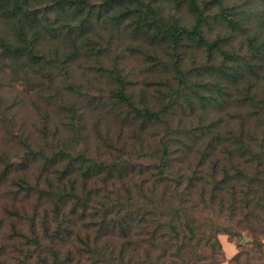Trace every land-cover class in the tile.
Listing matches in <instances>:
<instances>
[{
    "label": "rangeland",
    "instance_id": "rangeland-1",
    "mask_svg": "<svg viewBox=\"0 0 264 264\" xmlns=\"http://www.w3.org/2000/svg\"><path fill=\"white\" fill-rule=\"evenodd\" d=\"M156 1L168 24L193 26L195 17L190 13L189 0ZM195 1L206 13L207 23L203 28L206 39H222V50L239 57L237 63L225 61L218 52L208 56L207 51L188 39L180 46L181 69L190 78L201 75L194 79L200 87L196 89L203 88L202 93L208 98L215 96L221 101L218 106L200 103L190 89L186 91L188 97L182 95L169 100L167 93L177 87L172 42L169 37H149L154 30L137 32L128 24L133 19L120 27L100 25L91 32L92 41H86L88 47L79 45V54L72 46L64 44L61 37L47 34L42 37V53L52 58H47L48 61L42 58L41 63L32 65L25 59L15 62L0 54V264H23L20 259L25 255L31 256L35 264L42 262V251L34 250L33 244L34 240H42L45 225L54 228L52 210L55 206L47 192L51 184L54 192L58 187L70 190L69 176L63 179L62 172L71 163L79 167L81 161L77 156L80 153L104 167L117 163L121 171L113 173L111 178L109 170L94 171L87 177L83 173L74 174L78 182L70 194L72 197L81 195L85 203L88 202L87 207L79 208L71 226L74 231L71 240L76 245L78 235L95 240L103 225L102 231L108 235L101 240L108 241L112 252L119 254L123 234H119V229L114 232L110 226L119 227L124 219L129 220L123 218L128 212L115 216L117 206L128 205L134 216L137 215L142 201V173H147L151 179L158 173L155 156L158 148L167 143L174 149L175 145L186 141L181 135L169 138L164 134L163 124L131 112L112 94L120 87L138 109L158 111L168 104L167 119L173 127L205 130L199 125L200 119L203 125L215 121L212 134L208 131L207 136L199 140L188 139L185 152L175 154L179 161H173V169L178 173L210 172L211 157L202 158L204 146L213 138L228 144L239 129L251 132L258 124L248 95L256 94L264 102V56L253 50L249 41L254 38L255 44L264 41V1ZM249 1H253L255 14L240 18L241 29L229 26L224 15L238 16L249 6ZM100 2L94 1V4ZM101 38L103 45L110 44V53L96 56L91 51L97 48L95 40L99 42ZM67 49L72 53L71 60L57 66L53 59L57 58L59 63L64 61ZM237 64L245 69L247 76L235 84L229 76L236 71ZM214 67L229 70L228 77L221 79L220 72L210 70ZM119 74L121 79L118 80ZM254 82L257 88L249 93L248 87ZM211 142L218 147L217 154L223 151V144ZM61 150L69 153L74 161L61 159L57 155ZM218 156L225 158L224 153ZM125 201L128 202L123 203ZM71 207L69 204L66 208ZM136 224L134 218L132 225ZM131 231L134 233L132 249L140 256L144 251L138 244H141L140 236L135 230ZM234 231L231 237L218 236L222 246L217 259L219 264H264V255L254 254L251 231L241 228ZM29 241L31 246L27 245ZM147 249L154 251L153 246ZM82 256L89 259V254H77L79 258Z\"/></svg>",
    "mask_w": 264,
    "mask_h": 264
},
{
    "label": "trees",
    "instance_id": "trees-1",
    "mask_svg": "<svg viewBox=\"0 0 264 264\" xmlns=\"http://www.w3.org/2000/svg\"><path fill=\"white\" fill-rule=\"evenodd\" d=\"M94 1L99 0H0V54L15 62L25 59L32 65L41 63L42 58L48 61L47 58H52L42 53V37L46 34L53 38L61 37L65 40L64 44H69L74 48V52L79 54V45L88 47L86 41H92L91 32L96 31L100 25L120 27L133 19L134 21L128 24L137 32L154 30L149 37H169L172 42V67L177 77V87L171 88L167 93L170 101L182 95L188 97L186 91L190 89L201 100L200 103L204 101L215 106L220 104L221 101L215 96H204L202 87L199 91L196 89L200 87H197L198 83L194 79L201 78V75L190 78L191 76H187L180 67V46L186 39L196 44L199 49L207 51L208 56L212 52H218L225 61L229 59L239 62V57L230 56L222 50V39H206L203 29L207 23L206 13L204 9L196 6L195 0H189L190 13L195 17L191 28L177 25V22L168 24L160 14L156 0H101L99 4H94ZM211 2L221 3V0ZM251 3L253 1H249V6L236 17L224 15L229 26L242 28L240 18L255 14ZM102 41L101 38L99 42H94L97 48L91 52L96 56L110 53V44L103 45ZM255 41L256 38L249 41L251 48L264 56V41L259 44H255ZM66 52L68 53H65L64 61L59 63L57 58L53 59L57 66L68 64L71 60L72 53L68 49ZM234 68L236 71L231 73L229 79L236 84L247 74L239 64ZM210 70L220 72L218 75L221 79L228 77L227 69L214 67ZM117 79H121L120 74ZM256 86V82L252 83L248 92L251 93ZM112 94L136 116L163 124L164 134L169 138L175 139L181 135L186 141L180 143V146L175 145L174 149L167 143L158 148L155 155L158 173L152 179L147 173H142V201L137 215L134 216L128 205L117 206L115 216L128 212L123 218L129 220L124 219V223L119 227L110 226L114 232L119 229V234H123L124 242L119 254L112 252L108 241L101 240L108 235L102 231L103 225L99 227L100 236L95 240L87 235L77 236L78 245L71 240L74 235L71 226L79 214V208L82 205L87 207L88 202L85 203L81 195L72 197L70 194L78 182L73 177L74 174L83 173V176L87 177L94 171L109 170L111 178L113 173L121 171L117 163L104 167L80 153L77 156L81 161L79 167L71 163V166L62 172L63 179L69 176L70 190L58 187L54 192L51 184L47 192L55 206L52 210L54 228L45 225L42 240H34L33 249L42 251V262L38 264H219L217 259L218 254L222 252V246L218 236L225 234L231 237L235 234V228L249 229L253 236L254 254L264 255V123H261L262 119L264 122L263 100L256 94L252 97L248 95V102H251L254 108L253 117L258 121L251 132L245 128L239 129L228 144L219 138L211 139L215 145L223 144L221 146L225 151L220 153L225 154L224 159L219 158V149L213 146L211 140L204 146L202 158L211 157L210 172L178 173L173 169V161H179L175 154L185 152L183 150L185 143L189 142L188 139L199 140L201 136H207L208 131L215 127V121L203 125V120H199V125L204 126L206 131L200 127L194 130L176 128L171 126L167 119L168 104L158 111L138 109L123 88L120 87ZM212 133L213 131L209 134ZM57 155L61 159H72V156L63 150ZM73 161L74 159L70 162ZM151 184L152 187L148 189L147 186ZM128 192L131 193V189H128ZM69 204L72 207L67 210ZM134 218L137 219L135 226L132 225ZM132 229L140 236L141 244H138L144 250L140 256L132 249ZM31 244L30 241L27 243L30 246ZM147 246H153L154 251L147 249ZM77 252L89 254V259L84 256L77 257ZM20 261L23 264H35L29 255H25Z\"/></svg>",
    "mask_w": 264,
    "mask_h": 264
}]
</instances>
